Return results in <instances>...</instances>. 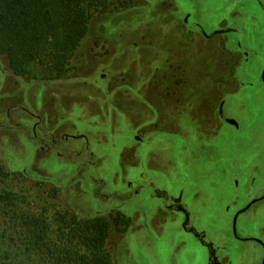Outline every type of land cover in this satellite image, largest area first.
I'll return each instance as SVG.
<instances>
[{"label": "rangeland", "instance_id": "1", "mask_svg": "<svg viewBox=\"0 0 264 264\" xmlns=\"http://www.w3.org/2000/svg\"><path fill=\"white\" fill-rule=\"evenodd\" d=\"M70 67L0 56V194L105 219L111 264H264V0H108Z\"/></svg>", "mask_w": 264, "mask_h": 264}, {"label": "trees", "instance_id": "2", "mask_svg": "<svg viewBox=\"0 0 264 264\" xmlns=\"http://www.w3.org/2000/svg\"><path fill=\"white\" fill-rule=\"evenodd\" d=\"M107 4L108 0H0V56L17 76H27L29 66L41 65L61 79L71 71V58L88 33L93 13ZM17 201L12 192L0 194L1 207L19 229L6 248L1 234L0 264H111L106 247L110 224L105 219L25 213ZM114 223L117 228L123 224L118 219Z\"/></svg>", "mask_w": 264, "mask_h": 264}, {"label": "flooded vegetation", "instance_id": "3", "mask_svg": "<svg viewBox=\"0 0 264 264\" xmlns=\"http://www.w3.org/2000/svg\"><path fill=\"white\" fill-rule=\"evenodd\" d=\"M175 202L178 203L179 199H176ZM251 240H253L254 242L258 243L262 247V249H264L263 244L261 242H259V241H256V238H252Z\"/></svg>", "mask_w": 264, "mask_h": 264}]
</instances>
